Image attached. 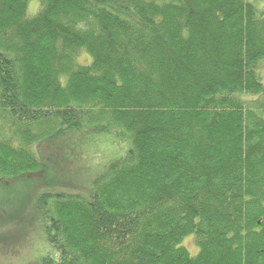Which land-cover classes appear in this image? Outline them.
I'll list each match as a JSON object with an SVG mask.
<instances>
[{"label": "trees", "instance_id": "obj_1", "mask_svg": "<svg viewBox=\"0 0 264 264\" xmlns=\"http://www.w3.org/2000/svg\"><path fill=\"white\" fill-rule=\"evenodd\" d=\"M28 1L0 0V185L56 164L34 264H264L263 0Z\"/></svg>", "mask_w": 264, "mask_h": 264}, {"label": "rangeland", "instance_id": "obj_2", "mask_svg": "<svg viewBox=\"0 0 264 264\" xmlns=\"http://www.w3.org/2000/svg\"><path fill=\"white\" fill-rule=\"evenodd\" d=\"M262 5L264 6V0L262 1ZM38 8L39 0L28 1L26 10L27 15L33 16ZM87 59L88 58L83 56V54L79 57V61L82 63ZM258 73L263 81L264 60L258 65ZM262 116L264 117V113ZM94 141L98 144L92 147V151L87 155L88 160L85 162L73 161L74 163H77V166L75 164L76 172L80 171L78 174L82 177L78 179L81 180L78 185H76L78 188L85 187L86 183L104 167L103 164L106 161H110L125 153L122 140L117 134L115 135L112 133V130L100 134L98 139H94ZM44 144H41V146ZM49 156H55V153L50 152ZM45 162L48 163V160ZM55 167L56 164L53 161H50L48 169L46 167L41 172L36 173L37 177H39L38 181H35L33 177H30L29 179L24 177L17 179L13 183L9 181H3L1 183L0 222L4 220L3 216L7 215L10 211L13 212V209L17 207L18 210L15 212L16 215H14V217L19 226L16 233L20 236L23 231L26 241L22 239H19L16 242L7 241L11 235V231L8 230L11 223L8 222L5 225L4 223L1 224L0 226L3 227L4 225V227L0 229V236L7 233L8 236L0 240V264H34L44 255H56L41 226L44 221V216L40 214L38 209H32L33 199L37 198L38 195L44 191L46 188V181L47 183L49 182L47 178L51 179L54 176ZM49 169L51 170V173H49ZM45 170H47L48 173H46L47 171ZM51 181L54 183L53 185H56L53 179H51ZM17 215H23L21 216L23 219H17ZM11 217L12 215H9L8 219L10 220ZM180 244L183 245L191 255L197 254L198 247L193 235L184 237Z\"/></svg>", "mask_w": 264, "mask_h": 264}]
</instances>
